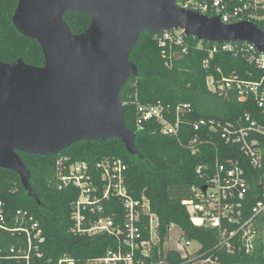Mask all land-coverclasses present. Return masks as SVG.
Wrapping results in <instances>:
<instances>
[{
  "label": "trees",
  "instance_id": "16d2710c",
  "mask_svg": "<svg viewBox=\"0 0 264 264\" xmlns=\"http://www.w3.org/2000/svg\"><path fill=\"white\" fill-rule=\"evenodd\" d=\"M19 0H0V61L12 63L19 59L33 66H43L44 54L40 44L20 34L13 25V15ZM64 19L72 33L86 31L92 19L89 15L67 11ZM264 31V21L257 24ZM191 39V38H190ZM198 40L196 39L195 42ZM206 43V42H205ZM136 65L139 78L130 77L120 91L125 106V123L135 134L137 155L130 154L122 140L112 138L99 141H81L60 153L68 154L75 161H86L91 167L107 157H119L127 165L126 186L136 200L146 198L150 201L151 212L159 219V241L153 246L149 256L136 254L134 264H264V214L256 223L257 238L253 251L240 248L232 241L233 250L220 246L219 233L212 228L196 227L190 220L185 200L194 199L193 187H200L205 178L197 175L201 165H209L214 170L216 156L221 163L238 160L246 172L248 192L244 200L247 215L260 201L264 193V151L263 163L253 168L244 156L240 146L225 145L218 140V155L212 146H207L197 155H192L185 147L193 136L191 123L200 119H216L223 122H237L245 115L264 124V116L256 101L250 99L240 102L236 94L223 99L213 94L206 85L209 76L220 77L218 69L226 77L238 75L245 80H259L263 72L248 62L246 57H234L219 52L213 57L205 51L191 50L188 54H177L172 67L166 65L162 50L155 34H141L129 56ZM208 60V66L204 62ZM162 103L171 110L182 104H190L192 113L185 119L179 138L163 135L158 125L151 123L143 131H138L137 104ZM264 149V136L254 135ZM59 153V154H60ZM23 163L31 173L30 183L40 202L30 197L24 189L18 173L0 169V201L6 205L8 221L14 225L17 210L31 211L40 223L46 236V243L40 251L43 258L40 264H56L59 259L69 257L78 264L88 260L105 258L109 252H116L118 240L109 235L74 236L71 210L79 197L78 189L69 187L58 189L56 160L59 156L32 155L18 152ZM212 172L209 173L211 175ZM196 202V200H194ZM105 214L113 215L118 225L125 222L122 204L113 200L105 205ZM148 218L143 217V226ZM178 226L189 241L200 245L196 255L183 257L175 250H165L171 225ZM230 229L232 227L229 226ZM145 240L149 231H143ZM2 245L8 251L15 245L10 234L2 235ZM126 252L127 249L124 248ZM210 259L211 262L206 260Z\"/></svg>",
  "mask_w": 264,
  "mask_h": 264
},
{
  "label": "built area",
  "instance_id": "2783aa9c",
  "mask_svg": "<svg viewBox=\"0 0 264 264\" xmlns=\"http://www.w3.org/2000/svg\"><path fill=\"white\" fill-rule=\"evenodd\" d=\"M176 5L182 10L206 17H217L227 25L241 22L258 24L264 21V0H176ZM155 35L166 65L170 68L177 54L185 55L193 49L205 51L210 57L219 52L229 53L234 57H246L248 62L263 72L261 79L245 80L235 74L226 77L218 69L220 77L209 76L206 85L213 94L223 99H229L232 94H236L240 102L250 99L256 101L264 116V52L256 45L249 42L200 41L194 36H187L182 29ZM204 64L207 67L208 60ZM137 113L138 131H143L149 124L154 123L163 135L179 138L192 108L190 104H182L171 110L162 103H138ZM190 125L194 134L185 147L192 155L199 154L207 146L215 148L218 155L219 140L225 145L240 146L241 152L249 159L253 168L262 166L264 149L254 135L264 136V124L253 120L250 115H245L235 123L200 119ZM55 165L58 189L74 187L79 191V197L71 210V234L88 237L109 235L118 240L116 252L111 251L105 258L88 260L84 264H134L137 253L149 256L153 246L157 244L155 240L159 241V219L151 212L148 199L136 200L130 195L126 186L127 165L123 159L107 157L91 167L86 161H75L68 154L60 153ZM213 169L210 171L209 165H201L196 170L198 176L205 178V183L192 188L194 199L184 201L190 220L196 227L215 229L220 236L219 245L225 246L228 251L233 250L232 241H237L240 248L251 252L256 245L257 220L264 214V193L247 215L243 202L249 185L242 164L238 160L221 163L216 156ZM203 187H206L205 192ZM113 200L120 202L125 210L123 225L116 224L113 215L105 214V205ZM144 216L148 218L146 227L143 226ZM14 221L11 226L6 205L0 201V264H40L38 261L43 258L40 249L46 243L40 223L31 211L24 209L16 211ZM175 228L179 229L176 240L171 247L165 243L164 249L175 250L183 257H188L194 242L186 239L182 230L174 224L169 229L168 238ZM145 229H148L150 236L147 240L143 237ZM4 234L15 238V245L8 251L2 245ZM124 248L127 249L126 252ZM206 261L211 262L210 259ZM56 264L78 263L75 259L63 257Z\"/></svg>",
  "mask_w": 264,
  "mask_h": 264
},
{
  "label": "water",
  "instance_id": "95a60500",
  "mask_svg": "<svg viewBox=\"0 0 264 264\" xmlns=\"http://www.w3.org/2000/svg\"><path fill=\"white\" fill-rule=\"evenodd\" d=\"M67 11L89 15V28L72 33ZM12 21L40 44L45 63L0 61V169L18 173L37 202L18 152L53 156L81 141L119 138L137 155L120 91L140 77L129 56L141 34L182 29L200 41L249 42L264 52L257 24L227 25L182 10L176 0H19Z\"/></svg>",
  "mask_w": 264,
  "mask_h": 264
},
{
  "label": "rangeland",
  "instance_id": "374dc122",
  "mask_svg": "<svg viewBox=\"0 0 264 264\" xmlns=\"http://www.w3.org/2000/svg\"><path fill=\"white\" fill-rule=\"evenodd\" d=\"M179 234V229L175 228L174 231L171 232L170 237L167 238L166 245L172 246L173 242L176 240L177 235ZM155 243H158V240H155ZM200 249V245L197 243H193L190 248V253L196 255L197 251Z\"/></svg>",
  "mask_w": 264,
  "mask_h": 264
}]
</instances>
